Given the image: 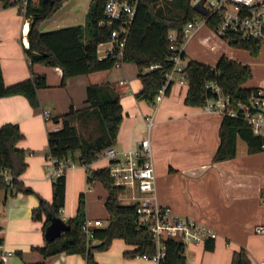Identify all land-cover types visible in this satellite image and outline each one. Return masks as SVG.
Returning a JSON list of instances; mask_svg holds the SVG:
<instances>
[{
    "label": "crops",
    "instance_id": "1",
    "mask_svg": "<svg viewBox=\"0 0 264 264\" xmlns=\"http://www.w3.org/2000/svg\"><path fill=\"white\" fill-rule=\"evenodd\" d=\"M20 4L13 0L4 4L0 0V63L4 81L12 83L33 73H41L46 75L48 85L38 89V106H33L23 93L0 96V125L9 120L20 124L24 136L17 144L26 149L28 162L20 176L36 190L8 193L0 189V250L6 253L2 264H33L43 258L33 245L48 241L43 228L46 216L34 219L32 209L38 205L40 195L49 200L53 195L48 130L59 124L49 117L68 110L71 104L75 107L85 105L89 82H110L120 91L124 114L114 144L117 148H133L141 138L150 136L158 201L176 213L203 220L218 231L212 249L205 247L206 240L193 242L199 246L193 258L199 264H227L228 260L232 264L234 249L244 247L249 256L247 264H264L261 262L264 260V202L261 196L264 190V149L251 152L246 141L245 146L241 145L238 136L235 156L213 160L219 144L222 113L208 110L204 104L186 103L189 83L179 79L173 80L170 91L157 104L136 97L142 82L138 67L132 61L72 75L62 83L60 65L42 61L31 63L26 55L22 37L29 18ZM44 20L40 25L42 29ZM263 44L259 54L253 55L247 48L230 44L205 22L186 39L184 61L186 63L194 57L214 64L225 53L250 63L254 74L256 66L252 62L263 57ZM98 53L106 55L101 54L99 48ZM44 110H48L49 117ZM71 159L75 164L65 171L66 197L60 210L68 217L76 213L82 191L89 207L92 191L86 166L76 163L75 151ZM102 165L107 163L99 162L97 158L90 163L92 167ZM106 195L105 187L103 201ZM257 226L262 228L257 229ZM221 245H224L222 254H214ZM133 247L122 237H116L108 248L96 250L95 255L101 264H158L151 257L125 255L124 251ZM208 250L212 254H207ZM47 264H86V259L78 252L62 251L49 255Z\"/></svg>",
    "mask_w": 264,
    "mask_h": 264
},
{
    "label": "trees",
    "instance_id": "2",
    "mask_svg": "<svg viewBox=\"0 0 264 264\" xmlns=\"http://www.w3.org/2000/svg\"><path fill=\"white\" fill-rule=\"evenodd\" d=\"M11 0H3L4 4ZM65 0H13L19 2L24 14L29 18L23 32L24 51L30 62L42 61L51 65H60L63 70L62 83L72 75L87 73L97 69L113 67L118 61H132L138 67V76L142 87L135 95L154 103L158 88L164 83L165 73L173 65L171 55L178 51L170 47L169 31L175 28L178 32V44L184 39V26L196 16L203 15L193 7L191 0H137L136 11L130 24L122 55L111 52L105 56L98 53V44L110 40L111 25L99 24L104 17L106 0H91L85 14V21L51 29H42L41 22L50 16ZM218 17L210 14L206 23L216 28ZM26 37V38H25ZM228 42L237 47L250 50L253 55L260 52L261 42L253 37H243L232 33ZM185 57V49L181 52ZM185 75L189 83L185 102L192 105H203L206 99L216 95L210 85L217 82L224 93L230 95L231 106L237 114H222L219 125V144L212 159L222 160L236 155L237 138L242 137L248 150L264 149V130L255 132L245 118L239 106L240 101H249L257 84H248L253 77L250 63L223 53L213 64L194 57L185 64ZM173 80L169 81L166 92L170 91ZM45 74L32 75L12 83L4 81L0 63V96L23 93L33 106L40 104L38 89L47 86ZM86 104L81 107L70 105L69 109L50 116L59 125L48 130V153L50 156L71 157L79 150V161L86 166L87 179H100L107 189L105 206L108 211V223L94 229V239L88 240L82 227L86 218L85 193H79L76 213L67 221L70 227L53 240L43 245H33L43 254V258L33 264H47V257L58 252H78L86 264H101L95 255L96 250L106 249L116 237H122L134 247L126 249L125 255L136 254L152 256L158 250V244L147 225L137 220V203L125 202L122 197L128 189L125 185L114 183L108 164L92 167L90 163L98 157L102 148L115 144L118 129L123 118V106L120 91L110 82H89L86 85ZM91 121L95 123L96 134H87ZM24 136L20 124L16 121H5L0 125V189L8 193L36 190L21 178L27 167L26 149L17 144ZM52 199L40 195L39 203L32 209L34 219H42L43 228L53 216L60 215L65 204L66 175L65 171L52 178ZM1 239V238H0ZM165 254L161 264H191L186 256V242L181 238L166 234L163 236ZM214 238L205 241V247H214ZM232 264H247L249 256L244 247L234 249ZM3 258L0 250V264Z\"/></svg>",
    "mask_w": 264,
    "mask_h": 264
},
{
    "label": "built area",
    "instance_id": "3",
    "mask_svg": "<svg viewBox=\"0 0 264 264\" xmlns=\"http://www.w3.org/2000/svg\"><path fill=\"white\" fill-rule=\"evenodd\" d=\"M199 1L207 8L208 12L196 16L186 23L184 26V39L181 43L178 44L177 41V30L173 28L169 31L170 47L177 48L178 51L171 55L173 65L165 73L166 79L158 88L154 104H157L163 98L169 81L175 79L187 81L185 75L186 63L181 52L184 49L186 39L198 25L206 22L208 15L214 14L218 17L214 30L226 40L231 38L232 33H237L243 37L259 39L264 43V0H191L193 4ZM136 4L137 0H106L104 17L99 20V24L112 26L110 40L114 44L112 47L106 48L107 53L122 55L130 24L136 11ZM121 62L118 61L117 64ZM177 74L178 76H176ZM210 85L215 90L216 95L206 99L205 107L208 110L222 114H237V109L231 106L230 95L224 93L217 82L211 81ZM238 104L244 110L245 118L252 125L254 131L263 132L264 83L257 84V88L251 93L249 101H240ZM44 113L49 117L48 110H44ZM100 151H103V155L107 158V164L114 183L125 185L128 189L125 194L128 202L137 203L138 222L147 225L152 231L158 244V250L151 258L157 260L158 264H161L160 259L165 254L163 236L166 234L181 238L185 242L195 243L216 237L218 231L207 222L191 215L176 213L170 206L162 205L158 201L156 171L149 135L141 138L133 148L119 149L112 144L105 146ZM51 161L53 177L63 173L75 164L71 157L51 156ZM261 196L264 202V190ZM102 223L103 221L100 218H95L93 221H90L87 217L84 219L82 227L88 240L94 239V229ZM261 228L262 226H257V229ZM5 256L6 253L1 252L3 259ZM143 256L150 257L145 254ZM261 262L264 263V260Z\"/></svg>",
    "mask_w": 264,
    "mask_h": 264
},
{
    "label": "rangeland",
    "instance_id": "4",
    "mask_svg": "<svg viewBox=\"0 0 264 264\" xmlns=\"http://www.w3.org/2000/svg\"><path fill=\"white\" fill-rule=\"evenodd\" d=\"M90 1L91 0H69L67 1L65 5L59 6L50 16L45 18V20L42 23V26L44 27V29H51V28H55V27H59L63 25H69L73 23L82 22L85 19V11ZM16 9L19 11V7L17 5H16ZM113 44L114 43L112 40L101 42L98 46L99 52L101 54L107 53L106 48L112 47ZM263 47H264V44H263ZM252 63L254 66H256V68L254 69L253 77L248 81V84L264 83V54H263V57L261 56L259 59L254 60ZM84 132L87 134L88 133L92 134V136L96 134L94 121L90 122V124L88 125V128H84ZM239 140H240L241 145L245 146V140L242 137H240ZM78 152H79L78 149L75 150V161L79 165L82 163L79 161ZM97 160L105 164L107 163L105 156L103 155V151H100L98 153ZM51 163L52 161H50V165ZM88 184L91 185L92 191L90 192L91 201H90L89 207H88V200L85 196L86 217L90 221H93L96 217H99L103 220L102 224L104 225L108 222L107 210H106V207L103 201V195L105 194V186L103 182L98 178H95V180L94 179L88 180ZM122 200L126 202L127 198L123 196ZM60 215L65 219L69 218L65 214V212L60 211ZM198 247L199 246L195 245L191 241L186 242L185 252L187 254L188 262L191 264L200 263L196 261V258H193L195 254H197ZM223 250H224V245H221L220 247L216 249L214 254H218L219 252L221 255ZM211 252L212 251L208 250L207 254H212ZM214 260L216 259L214 258ZM227 264H231L229 260Z\"/></svg>",
    "mask_w": 264,
    "mask_h": 264
},
{
    "label": "water",
    "instance_id": "5",
    "mask_svg": "<svg viewBox=\"0 0 264 264\" xmlns=\"http://www.w3.org/2000/svg\"><path fill=\"white\" fill-rule=\"evenodd\" d=\"M193 7L202 14H207L208 12L207 8L200 1L194 3ZM69 227L70 223L61 215L53 216L45 228V236L47 240H53Z\"/></svg>",
    "mask_w": 264,
    "mask_h": 264
}]
</instances>
